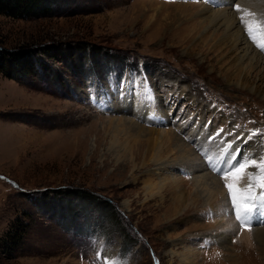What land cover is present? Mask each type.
<instances>
[{"label":"rangeland","instance_id":"rangeland-1","mask_svg":"<svg viewBox=\"0 0 264 264\" xmlns=\"http://www.w3.org/2000/svg\"><path fill=\"white\" fill-rule=\"evenodd\" d=\"M205 1L62 0L53 17L0 16V50L24 52L35 70L23 83L0 74V174L8 180L0 181V240L26 226L15 252L0 249V264H264V243L248 246L237 238L246 225L236 217L234 229L233 204L225 203L232 191L238 195L244 169L252 174L254 197L264 195V85L258 81L264 61H238L252 71L225 80L243 53L212 50L226 32L209 23ZM248 1L241 12L251 8L264 26V0ZM200 38L203 49L195 48ZM243 76L250 77L247 86L240 84ZM140 92L148 113L142 110L137 120L127 112L130 104L127 111L122 105L127 97L133 105L142 101ZM122 121L172 134L192 156L207 142L218 154L234 155L228 174L229 166L171 172L189 180L216 171L226 198L200 199L173 217L168 195L145 197L146 178L170 177L160 167L174 156L163 150L155 167L119 174L108 136ZM205 127L215 128L211 134ZM182 188L193 193L192 184ZM263 215L260 210L255 220ZM243 216L250 218L245 210ZM263 220L248 227L264 228ZM230 229L231 249H223L212 239ZM194 253L193 263L186 260Z\"/></svg>","mask_w":264,"mask_h":264},{"label":"bare ground","instance_id":"bare-ground-1","mask_svg":"<svg viewBox=\"0 0 264 264\" xmlns=\"http://www.w3.org/2000/svg\"><path fill=\"white\" fill-rule=\"evenodd\" d=\"M249 2L250 1L248 0H237L235 3H233L232 0H209V4L204 6L206 7L204 8L206 12L210 13V15L207 14V19L209 20V23L215 25L216 27L223 28L224 31L226 32L223 38L218 40V43L213 45L212 50L214 51L215 49H217L218 52L227 51L226 53H228L229 50H231L232 53L241 50V52L243 53V57L241 59L239 60L235 59L234 61H232L233 63L231 64V67L226 71V74H228L229 71L230 72L234 71V73L232 75L228 74L229 76L224 75L225 80L229 79L230 77L234 78L236 74H240L243 71L245 74H248L250 71H252L253 67L251 66V64L249 65L247 64L249 69L244 70L243 68L244 64L242 62L238 63V61H242L243 59L244 62L248 60L250 61L254 60L257 63L259 61H264V55H263L264 26H262L263 25L262 23L257 24L258 23L257 17L259 18V14L258 15L256 14L257 16L252 14L251 8L250 11L243 10L244 12H241V6L248 8ZM212 10H216V11H212ZM256 25L258 27H256ZM204 46L205 44L203 45V39L200 38L198 43L195 45V48L203 49ZM240 46H243V48L239 49ZM249 78H250L249 76H243L240 84L242 86L243 85L247 86ZM258 81L260 82L261 86L264 85V76L262 78L260 77ZM238 90L240 92L243 91L242 89H238ZM136 96L141 98L144 97L143 92L137 93ZM129 104L132 107L131 111H127L129 110ZM146 105L148 104L145 102L144 99L142 101H138L135 99V103L133 105V101L132 102L129 101L127 97V102L124 105H122V107L126 108V111L130 113L134 117V119L138 120V119H143V117L141 116L142 110L148 113V108H146ZM108 137L111 146H115L117 149L116 151L110 152V156L111 158L114 156V159L117 160L115 163L117 164L119 163L116 166L115 171H117L121 175H123V173L126 171L128 167L129 169H132L134 172L138 170L140 171L143 170L151 162L152 163L154 162V167H155L156 164H158V162L162 160L161 151L163 150H166L167 151L166 153H168L169 155L174 156L170 163L165 165L162 164L160 167L161 172H164L165 174L166 173L170 174V177H172L171 179L170 177H168L167 174L166 175L161 174L162 176L161 175L155 176V171H154L153 176H155V178L159 176L160 181H156V179L152 178V176H148L143 183L144 184L143 190L145 192V197L152 198L158 196L160 199L162 198L161 200H163L165 196L167 195L169 196L168 200L170 201V206H171V209L169 208L170 211L169 213L171 214V216L173 217L179 216L180 214L183 213L181 212L182 210H186L188 206H195L198 200L200 199H202L205 204H212L216 196H220L222 199L226 198L225 194L227 193L224 192V186H223L224 183L222 184V182H220L221 179L217 177L216 174H214L216 173V171H214L213 175L209 173L203 174L201 176L193 175L192 177H189V180L188 178L187 180H182V178H177V174L175 176L174 172L173 175H171V172L175 171L176 167L178 166L181 167V169H183L185 172H189L188 170L194 171L197 168L205 170L204 169L205 166L207 167L208 170L210 169L211 166L215 168L222 166L223 169L224 166H229V168L226 167L225 169V174H228V172L231 170L233 163H235V161L237 160L233 161L234 155L232 156V154H227V155L218 154L217 153L218 147L213 145L212 143L207 142L209 144H207V146L205 144L206 147L204 149L201 148L199 151L195 150L197 151L196 152L197 155L192 156L189 150L186 149V147L184 146L186 144L185 141L180 140L176 136H173L172 134L169 133H164L163 135H160L157 130H151V129L149 130L143 125L139 126L138 124H136L135 121L134 123L131 121H127V122L122 121L119 122V124L117 123L116 127L113 130V133L110 134V136ZM190 155L193 158H190ZM202 155H206V157L201 158L202 163L196 162L195 160H199L197 157ZM254 156H256L255 152H254ZM258 161L260 160H255V162ZM107 167H108V160L105 161V169ZM200 169L199 171H196L195 174H197V172H201ZM223 173L224 171H222V174ZM130 176L133 177L132 172ZM239 176H240L239 180H244V181L242 182L243 186L239 187L238 189L237 192L238 195L234 192L235 204L233 201V191L230 194L228 193L229 195H231L227 197L229 198L228 202L226 201L227 199L225 200V203H228L227 207L229 206L231 207V205L233 204V207L230 208L231 210L229 211V216H231L230 218L232 219V224L234 226V229H236L239 221L236 220L237 210H239L242 225L243 224L246 225V227H244L243 229L240 227V233H236L237 238L241 236L240 240L243 241L248 246L250 244H251L250 246H252V243L255 244L260 242L264 243V228L248 227V226H253L254 224L256 225V223L261 224L262 223L261 220H263L264 215L262 218L255 220L254 214L252 213V208L250 207L251 211L248 212L250 218L248 216H243L245 206L244 203L240 201V199H242V197L246 195L252 188L250 183L252 174H250V171L248 169H244L240 171ZM225 180L226 179L224 178V181ZM188 184H192L193 187L192 194L191 193L186 194L184 189L182 188L183 185L187 186ZM228 186H230V184ZM258 196L259 197H257V199L260 198V193L258 194ZM260 210L263 211L264 213V206H262ZM190 218L192 219L196 217H190ZM191 219L188 218L189 222L192 223L194 227L197 226V224H195L194 221ZM250 221L251 222L254 221V224L249 225ZM225 228L222 227V230ZM226 232L227 233L224 234L219 233L212 240L217 242L220 245V247H222L223 249L230 250L231 243L229 242L230 240L229 236L232 230L230 229ZM186 256L188 257L186 260L190 259L189 261L191 263H193L194 260L197 258L196 257L197 254L195 253L191 255L192 257L188 255ZM232 260L233 259H231V261ZM185 262L187 261H184V264H186Z\"/></svg>","mask_w":264,"mask_h":264},{"label":"trees","instance_id":"trees-1","mask_svg":"<svg viewBox=\"0 0 264 264\" xmlns=\"http://www.w3.org/2000/svg\"><path fill=\"white\" fill-rule=\"evenodd\" d=\"M61 2L62 0H0V16L13 20L49 18L53 17L58 11ZM52 57L54 56L52 55ZM86 72L90 74L89 69ZM0 74L15 82L23 83L28 76L35 74V70L30 63L29 57L25 56L24 52L8 53L7 51L0 50ZM77 196H80L83 200L88 199L87 201L91 203L96 201L91 196H81L80 194H77ZM112 212L110 210L107 216ZM25 227L21 228V226H16L13 230L8 233L6 232L2 237L0 240V249H2L4 254L10 256L17 250L22 243ZM125 243L127 244L128 242Z\"/></svg>","mask_w":264,"mask_h":264},{"label":"snow or ice","instance_id":"snow-or-ice-1","mask_svg":"<svg viewBox=\"0 0 264 264\" xmlns=\"http://www.w3.org/2000/svg\"><path fill=\"white\" fill-rule=\"evenodd\" d=\"M244 166L241 165V168H243ZM231 188V186H229ZM233 201H234V204H235V193L233 192ZM245 212H250L251 211V208L248 207L247 205L245 206ZM237 218L239 219L240 218V214H239V210H237Z\"/></svg>","mask_w":264,"mask_h":264},{"label":"built area","instance_id":"built-area-1","mask_svg":"<svg viewBox=\"0 0 264 264\" xmlns=\"http://www.w3.org/2000/svg\"><path fill=\"white\" fill-rule=\"evenodd\" d=\"M0 181H3L5 183H8V180L0 174Z\"/></svg>","mask_w":264,"mask_h":264}]
</instances>
